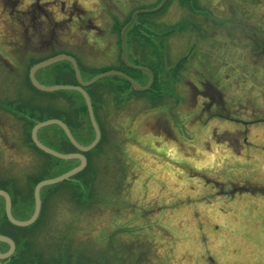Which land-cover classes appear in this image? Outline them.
<instances>
[{
	"label": "rangeland",
	"instance_id": "rangeland-1",
	"mask_svg": "<svg viewBox=\"0 0 264 264\" xmlns=\"http://www.w3.org/2000/svg\"><path fill=\"white\" fill-rule=\"evenodd\" d=\"M163 1L0 0V191L13 219L33 216L39 183L79 166L39 152L31 140L36 124L66 122L82 147L95 138L84 100L39 94L29 84L31 68L68 57L85 83L122 71L120 27ZM179 1L166 0L163 11L134 23L136 33L143 23V35H171L149 91L137 95L114 78L86 91L100 140L84 155L85 168L40 192L39 215L28 228L5 220L0 198V236L14 245L0 264H264V122L255 124L264 119V74L241 57L239 0H197L192 19L191 5L184 10ZM37 5L45 8L42 31L27 19L35 9L25 12ZM139 37L127 44L126 59L145 67ZM128 76L148 85L142 73ZM35 80L77 85L63 66L47 67ZM201 82L221 89L226 118L197 97L192 86L201 89ZM37 135L55 152L77 153L58 127ZM8 250L0 244V255Z\"/></svg>",
	"mask_w": 264,
	"mask_h": 264
},
{
	"label": "water",
	"instance_id": "water-1",
	"mask_svg": "<svg viewBox=\"0 0 264 264\" xmlns=\"http://www.w3.org/2000/svg\"><path fill=\"white\" fill-rule=\"evenodd\" d=\"M164 6V3L156 10L151 11L149 13H154L157 12L158 10H160L162 7ZM146 12H137L133 15L130 23L122 30L121 32V48H122V53H121V59L122 62L128 67L131 68L133 70H137V71H141V72H145L148 73L150 76V82L148 87L146 88H140L138 85H136L133 81H131L130 79H128L127 77L123 76L120 73L117 72H109V73H105V74H101L99 76H97L96 78H94L92 81L84 83L79 75L78 69H77V65L75 63V61L73 59H70L68 57H57L51 60H48L44 63H40L36 66H34L30 72H29V80L32 84V86L39 92L42 93H47V94H51V93H55V92H60V91H68V92H77L79 93L82 98L85 101V105L87 108V113H88V117L91 123V126L93 128V131L95 133V139L93 141V143L91 145H89L88 147H82L80 145H78L72 138L69 130L67 129V127L60 121L57 120H49V121H45L43 123H38L35 125V127L32 129L31 131V140L33 145L42 153L49 155L57 160L60 161H72V160H76L79 161L80 165L75 168L74 170L68 172L67 174L56 178V179H52V180H46V181H42L41 183H39L36 187H35V191H34V199H35V211L33 216L31 217L30 220L26 221V222H20V221H16L12 218L11 216V208H10V200L9 197L7 196L6 193L0 191V197L3 198L5 200V215L7 220L10 222L11 225L18 227V228H26L31 226L35 220L37 219L38 215H39V209H40V202H39V193L43 188L46 187H50V186H54L57 184H60L64 181L69 180L71 177L75 176L76 174H78L79 172H81L86 165V160L85 158L80 155V154H73V155H60L50 149H48L47 147H45L44 145H42L38 139H37V133L39 130L46 128V127H50V126H57L59 127L64 135L66 136L67 140L70 142V144L81 154H85L88 153L89 151H91L92 149H94V147L98 144L99 140H100V132L99 129L95 123V119H94V115H93V111H92V107H91V103L89 100L88 95L85 93V91L83 90L84 88H89L92 85H94L95 83L99 82L102 79L105 78H109V77H113V76H117V77H121L125 80H127L129 82V84L131 85V87L133 88L134 91L136 92H144L146 90H148L153 82V77L151 75V73L145 69V68H135L132 66H129L126 62L125 59V32L126 30L134 23L135 18L139 15V14H144ZM63 61H67L69 62L73 69H74V73H75V77L76 80L79 84V87H70V86H55V87H44L42 85H40L36 80H35V73L39 70H43L47 67H50L54 64L63 62ZM0 243L1 244H5L9 247V250L7 253L5 254H1L0 255V261L8 259L9 257L12 256L13 252H14V245L12 243L11 240H9L8 238L5 237H1L0 236Z\"/></svg>",
	"mask_w": 264,
	"mask_h": 264
},
{
	"label": "flooded vegetation",
	"instance_id": "flooded-vegetation-1",
	"mask_svg": "<svg viewBox=\"0 0 264 264\" xmlns=\"http://www.w3.org/2000/svg\"><path fill=\"white\" fill-rule=\"evenodd\" d=\"M168 3L169 2L165 1L164 6L160 11H163L165 7L168 5ZM197 3H198L197 0H180L178 2L179 7L181 9L183 8L184 10L186 8V5L188 4L191 5V8H189L190 13L188 14L190 15L191 19L194 14V12H192L193 8L195 11H200L199 7L197 6ZM61 6H62L61 11H63L64 13L65 10H64L63 2L61 3ZM239 6H240V14H241V21H240L241 22L240 32L242 36L241 46L243 48L242 49L243 54L241 55V57L244 63H246L251 69H253L255 73L264 74V0H239ZM33 9H35L36 12L33 11L32 18L29 19L27 17V19L30 22L34 21L36 23V26L39 25L38 26L39 30L41 29L42 31V22H43L42 15L45 8H41L39 5H37L36 8L31 7L29 10L25 12L29 13ZM72 14L74 15L73 12ZM200 30H201L200 33L202 32L201 36L205 35L204 28H200ZM169 36L171 35L168 36L162 35V37H159V45L164 53L163 58H165L166 53L164 52V50H166V46H167L166 40L167 38H169ZM147 70L151 73L149 69ZM200 86L201 89H199V87H197L194 83L192 86V88L195 89L196 91L197 97H199L204 102V104L207 105L208 108L213 107L216 109V113H214L213 116L218 118H226L227 114L223 109L224 95L220 91L221 89H218L217 86L215 85L213 86L210 83L201 82ZM207 91H210L211 94H207ZM259 122H264V119L259 120L258 123L255 124L258 125L260 124Z\"/></svg>",
	"mask_w": 264,
	"mask_h": 264
},
{
	"label": "trees",
	"instance_id": "trees-1",
	"mask_svg": "<svg viewBox=\"0 0 264 264\" xmlns=\"http://www.w3.org/2000/svg\"><path fill=\"white\" fill-rule=\"evenodd\" d=\"M141 16V15H140ZM140 16H137V18H136V20L137 19H139L140 18ZM129 20H131V18H129L128 20H127V22L129 21ZM136 20H135V22H136ZM126 22V23H127ZM137 24V23H136ZM127 25V24H126ZM124 26H125V24H124ZM124 26L122 25L121 27H120V30H122L123 28H124ZM137 26H138V24L137 25H135V24H133V25H131L129 28H128V30L126 31V33H125V38H126V47H127V44H128V46H129V49L130 48H132V46H135V42H137L138 43V41L137 40H139V39H136L137 37H139V35H141L142 34V32L140 33L139 32V30L142 28V30L143 31H146L147 33H149L148 31L149 30H147V29H145V27H144V25H143V23L141 24V26H140V28L138 29V32L136 33L135 31H134V29H136L137 28ZM146 32H144V33H146ZM146 33V34H147ZM143 35L142 34V36H140L139 38H142V40H141V43H139V45L138 46H141V48H140V50L142 51V55H143V57H146L147 58V60L142 64V65H145V67L144 68H147V69H149L150 71H151V73L152 74H154L155 75V73L157 72V71H159V69H160V65H161V61H162V59H163V55H164V53H163V51H162V48L160 47V45H159V43H158V41H155L154 39H157V40H159V37L157 38V36L155 35ZM120 35L121 34H119V40H120ZM129 37L130 38H133V39H129ZM146 43H145V42ZM129 44H133L132 46H130ZM120 46H121V41H120ZM155 47L157 48V54L156 55H154V51L151 53L150 51L152 50V49H155ZM138 51V50H137ZM154 56H153V55ZM150 55L151 56H153L152 58H151V60H153V58L155 57V58H157V60L156 59H154V61H152V62H155V60L157 61V65L158 66H156V67H154V64L153 63H151V62H149V58H150ZM143 59H145V58H143ZM119 60H120V64H121V66L123 67V70L121 71V70H115V71H118V72H122L123 74H125V75H127L128 76V73H130V71H133V72H136V73H142V72H138V71H134V70H130V69H127L124 65H123V63H122V61H121V59L119 58ZM76 62H77V60H76ZM163 63V62H162ZM77 64H78V62H77ZM52 66H63V67H68L69 68V70H70V75H71V77L73 78L74 77V81H75V83H77V81H76V79H75V76H74V71H73V68H72V66H71V64L70 63H68V62H61V63H58V64H55V65H52ZM136 66V65H135ZM32 67V66H31ZM51 67V66H50ZM137 67H139V66H137ZM159 68V69H158ZM78 69H79V71H80V69H81V66H80V64H78ZM41 70H39L38 72H36V74H35V78H36V76H37V74L40 72ZM108 71H102L100 74H104V73H107ZM99 74V75H100ZM142 74H144V75H146L147 77H148V75L147 74H145V73H142ZM129 77V76H128ZM154 77V76H153ZM112 78H114V79H117V80H119L120 82H124L129 88H130V85L125 81V80H123L122 78H119V77H111V79ZM155 78V77H154ZM153 83H155V82H153ZM29 84L31 85V83H30V81H29ZM76 86H78V84L76 85ZM76 86H74V87H76ZM94 86V85H93ZM31 87L32 88H34L32 85H31ZM90 88V87H89ZM89 88H87V89H85V91H87V90H89ZM91 88H92V86H91ZM35 89V88H34ZM36 90V89H35ZM37 91V90H36ZM39 94H44V95H50V94H46V93H42V92H39V91H37ZM57 93H74V94H77V95H79L80 96V94L79 93H76V92H68V91H60V92H57ZM137 94V93H136ZM137 95H140V94H137ZM81 97V96H80ZM82 98V97H81ZM86 107V106H85ZM92 108H93V103H92ZM94 109V108H93ZM87 112V111H86ZM64 124L66 123V122H63ZM66 126H67V124H65ZM55 127H57V126H55ZM58 129H60L59 127H58ZM66 138V137H65ZM67 140V139H66ZM68 141V140H67ZM33 144V143H32ZM70 144V143H69ZM71 145V144H70ZM34 146V145H33ZM72 146V145H71ZM35 147V146H34ZM73 147V146H72ZM74 148V147H73ZM38 150V149H37ZM39 151V150H38ZM40 152V151H39ZM42 153V152H41ZM44 154V153H43ZM46 155V154H45ZM48 156V155H47ZM52 158V157H51ZM56 160V159H55ZM59 161V160H58ZM63 162V161H62ZM63 184V183H62ZM5 220L7 221V219H6V217H5ZM8 222V221H7ZM9 223V222H8ZM10 224V223H9ZM11 225V224H10ZM12 226V225H11ZM12 227H14V226H12ZM14 228H16V227H14ZM20 229V228H19ZM5 261H8V260H5Z\"/></svg>",
	"mask_w": 264,
	"mask_h": 264
}]
</instances>
